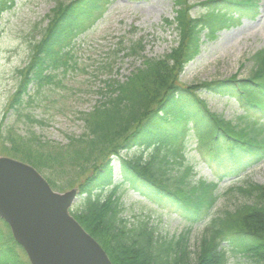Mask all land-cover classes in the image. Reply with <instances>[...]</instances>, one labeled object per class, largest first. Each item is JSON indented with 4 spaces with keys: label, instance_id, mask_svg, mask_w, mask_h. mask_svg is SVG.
I'll use <instances>...</instances> for the list:
<instances>
[{
    "label": "trees",
    "instance_id": "trees-1",
    "mask_svg": "<svg viewBox=\"0 0 264 264\" xmlns=\"http://www.w3.org/2000/svg\"><path fill=\"white\" fill-rule=\"evenodd\" d=\"M12 1H0V15L15 4ZM187 1L176 0L175 19L165 21L175 25L177 46L158 58L144 56L143 64L124 81L105 79L98 92L101 100L91 110L78 112L77 119L84 123L82 134L70 135L61 143L42 139L33 131L20 134L10 127L4 132V153L34 165L54 189L66 191L78 186L84 197L71 213L105 248L114 264H229L232 254L244 256L252 264H264V184L231 187L252 201L219 215L213 213L220 183L264 159V50L255 53V69L245 78L234 75L198 86L175 82L201 53L205 40L216 38L218 31L244 15L251 16L249 10L256 16L258 3L209 0L207 7L193 16ZM108 3L58 2L48 14L41 37L32 44L31 58L21 69L22 80L8 108L17 110L25 102L30 104L61 70L65 73L76 68L73 40H63L93 15L102 17ZM139 47H129L126 54H140L144 46ZM202 90L234 99L243 112L229 119L211 113L205 100L199 98ZM26 117L30 123H44L33 114ZM193 135L213 179L172 187L167 168L186 160L187 143ZM125 144L121 178L115 181L109 157L122 154ZM131 189L190 225L207 220L199 251H190L188 231L177 238H164L143 222L130 226L122 199L123 192ZM0 221L8 230L0 228V264H31L22 258L8 223Z\"/></svg>",
    "mask_w": 264,
    "mask_h": 264
},
{
    "label": "rangeland",
    "instance_id": "rangeland-1",
    "mask_svg": "<svg viewBox=\"0 0 264 264\" xmlns=\"http://www.w3.org/2000/svg\"><path fill=\"white\" fill-rule=\"evenodd\" d=\"M13 1L15 4L5 8L0 15V156L6 155L4 132L10 127H14L20 134L33 131L42 139L61 143L67 142L70 135L82 134L85 131L84 123L77 119L78 112L91 110L101 100L98 92L105 86V79L124 81L143 64L144 56L158 58L168 54L178 44L175 25L165 23L175 19L176 0H109L102 17L93 15L91 19L85 20L84 26L63 40L68 43L73 40L72 53L75 54L76 68L65 73L61 70L53 82L33 97L34 101L30 104L25 102L17 110L8 108L22 80L21 69L31 58L32 44L41 37V29L48 24V14L58 2L68 3L70 0ZM208 1L188 0L187 5L193 7L192 15L196 16L207 7ZM255 1L258 3L257 15L254 16L252 10H249L251 16L244 15L239 21L218 31L216 38L205 40L201 53L184 68L175 81L177 85L198 86L206 81L223 80L234 75L245 78L253 74V56L264 50V0ZM139 45L144 46L140 54H126L129 47L139 49ZM198 92L209 111L224 119L235 118L243 112L237 101L228 96L212 94L207 90ZM28 114H33L34 118L44 123H30L26 117ZM122 146V154H126L127 144ZM187 146L184 156L186 160L173 163L167 168V177L170 176L172 187H185L186 183L195 185L201 178L213 179L211 170L204 164V152L197 145L194 135ZM122 157L123 155H119L117 159L114 158L117 160V167L121 164ZM187 167L192 170L188 172ZM117 178L120 177H116V180ZM182 180L184 184L181 185ZM250 182L264 184V159L238 177L220 183V195L213 208L214 215L235 210L241 203L251 202L249 198L231 190V187L238 188ZM73 188L79 190L77 187ZM123 193V214L130 226L143 222L155 234L164 238H177L188 231L190 251H199V242L207 220L190 225L177 214L142 198L132 189ZM83 197L84 195H80L75 205ZM0 228L8 232L1 221ZM19 251L22 258L27 260L25 253L21 249ZM228 263L252 264L244 256L233 254L229 255Z\"/></svg>",
    "mask_w": 264,
    "mask_h": 264
},
{
    "label": "water",
    "instance_id": "water-1",
    "mask_svg": "<svg viewBox=\"0 0 264 264\" xmlns=\"http://www.w3.org/2000/svg\"><path fill=\"white\" fill-rule=\"evenodd\" d=\"M77 192L55 191L34 166L0 156V216L33 264H112L70 213Z\"/></svg>",
    "mask_w": 264,
    "mask_h": 264
}]
</instances>
